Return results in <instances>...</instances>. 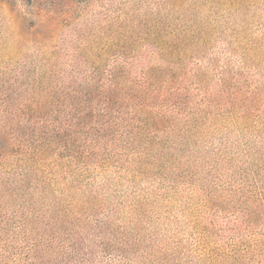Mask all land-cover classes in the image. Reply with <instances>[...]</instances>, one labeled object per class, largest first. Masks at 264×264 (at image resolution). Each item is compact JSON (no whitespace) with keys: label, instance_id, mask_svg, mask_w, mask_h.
Segmentation results:
<instances>
[{"label":"trees","instance_id":"trees-1","mask_svg":"<svg viewBox=\"0 0 264 264\" xmlns=\"http://www.w3.org/2000/svg\"><path fill=\"white\" fill-rule=\"evenodd\" d=\"M165 2L164 17L149 26L151 64L136 75L118 67L101 71V82L79 83L74 71L61 85L60 72L50 71L47 84L21 86L0 71V264H74L121 245L128 252L127 226L99 220L105 194L93 174L112 168L144 180L186 175L215 126H256L258 99L227 87L224 78L211 89L200 68L213 39L199 21V1ZM123 26L124 39L142 31L140 23ZM187 154L190 162L183 161ZM199 191L206 211L241 206L242 217L227 230L253 229L248 241L221 247L209 226L200 225L201 261L264 264V193L240 187L229 199L210 188Z\"/></svg>","mask_w":264,"mask_h":264},{"label":"rangeland","instance_id":"rangeland-1","mask_svg":"<svg viewBox=\"0 0 264 264\" xmlns=\"http://www.w3.org/2000/svg\"><path fill=\"white\" fill-rule=\"evenodd\" d=\"M198 1L199 21L213 39L209 59L200 68L211 89L224 78L227 87L258 99L256 126H215L195 155L198 160L191 154L183 158L192 160L186 175L144 180L112 168L93 174L105 194L99 220L114 218L127 226L129 251L119 242L121 248L112 254L96 249L74 264H205L198 250L200 225L209 226L221 247L250 239L253 229L227 230L242 217L240 205L228 212L206 211L199 189L229 199L238 197L240 187L264 193V0ZM166 9L165 0H0V71L21 86L47 84L43 77L50 71L60 72L61 85L71 82L74 71L79 83L101 82V71L118 67L136 75L151 64L149 26ZM125 23H140L142 31H129L124 39ZM162 251H173L174 257L168 260Z\"/></svg>","mask_w":264,"mask_h":264}]
</instances>
